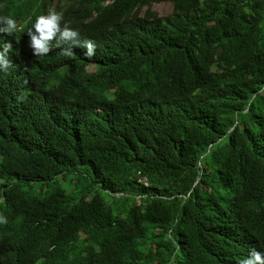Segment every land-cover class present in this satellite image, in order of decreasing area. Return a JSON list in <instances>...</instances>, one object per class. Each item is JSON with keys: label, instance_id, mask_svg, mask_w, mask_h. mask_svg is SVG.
I'll return each mask as SVG.
<instances>
[{"label": "trees", "instance_id": "1", "mask_svg": "<svg viewBox=\"0 0 264 264\" xmlns=\"http://www.w3.org/2000/svg\"><path fill=\"white\" fill-rule=\"evenodd\" d=\"M52 2L0 0L22 27L0 32V264L264 251V0H72L79 45L41 58L27 30Z\"/></svg>", "mask_w": 264, "mask_h": 264}, {"label": "clouds", "instance_id": "2", "mask_svg": "<svg viewBox=\"0 0 264 264\" xmlns=\"http://www.w3.org/2000/svg\"><path fill=\"white\" fill-rule=\"evenodd\" d=\"M72 0H53L52 6L35 16L32 24L27 30L28 45L33 49L34 55L47 57L53 52L63 50V55L72 56V47L79 45V30L81 25L87 20L76 17L69 11ZM31 19V17L29 18ZM20 21L11 15L0 16V32L12 35L22 28ZM87 51L85 55L91 57L95 55L96 43L91 39H86L83 45ZM11 43L0 45V69H8L11 66L10 54ZM7 217L0 214V224H7ZM240 264H264V251L252 248L249 255L240 261Z\"/></svg>", "mask_w": 264, "mask_h": 264}, {"label": "rangeland", "instance_id": "3", "mask_svg": "<svg viewBox=\"0 0 264 264\" xmlns=\"http://www.w3.org/2000/svg\"><path fill=\"white\" fill-rule=\"evenodd\" d=\"M147 9L148 8H145L144 12L147 11ZM152 10L156 11L161 17H167L173 12V7L170 3H161V4H155L152 7ZM73 176L75 175L70 174V177H73ZM85 183L87 184L92 183V179L90 178V176L89 178H87V180H85ZM63 185L66 186L69 193H74V191L72 190L70 181L67 180L66 183L63 182Z\"/></svg>", "mask_w": 264, "mask_h": 264}, {"label": "bare ground", "instance_id": "4", "mask_svg": "<svg viewBox=\"0 0 264 264\" xmlns=\"http://www.w3.org/2000/svg\"><path fill=\"white\" fill-rule=\"evenodd\" d=\"M0 39H1V37H0ZM1 43V42H0ZM245 257V256H244Z\"/></svg>", "mask_w": 264, "mask_h": 264}]
</instances>
